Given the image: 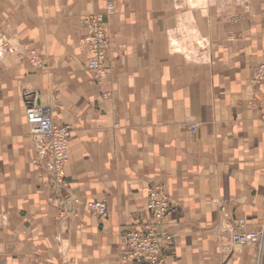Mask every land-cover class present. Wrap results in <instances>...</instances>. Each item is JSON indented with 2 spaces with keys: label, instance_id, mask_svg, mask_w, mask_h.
Wrapping results in <instances>:
<instances>
[{
  "label": "crops",
  "instance_id": "crops-1",
  "mask_svg": "<svg viewBox=\"0 0 264 264\" xmlns=\"http://www.w3.org/2000/svg\"><path fill=\"white\" fill-rule=\"evenodd\" d=\"M107 1L0 0V264H143L122 239L154 185L173 205L164 264H264V245L229 242L264 224V0H114L96 83L81 38ZM27 97L72 130L63 185L34 161Z\"/></svg>",
  "mask_w": 264,
  "mask_h": 264
},
{
  "label": "built area",
  "instance_id": "built-area-1",
  "mask_svg": "<svg viewBox=\"0 0 264 264\" xmlns=\"http://www.w3.org/2000/svg\"><path fill=\"white\" fill-rule=\"evenodd\" d=\"M116 12L115 1L108 0L104 13L91 14L84 19L87 31L81 38V44L87 55L86 68L91 72L93 81L96 83L103 82L108 75L107 57L110 49L108 21L109 17ZM5 47H7L6 44L1 49H6ZM29 62L37 69H41L45 65V58L35 50H31ZM253 81L264 83V57L255 69ZM26 120L30 135L37 142L38 156L34 159L35 163H40L43 158L47 159L55 183L63 185L65 165L70 153L71 128L56 123L51 105H38L31 97L26 99ZM189 130L196 134L198 125L190 124ZM148 192L147 219L124 233L122 241L125 249L121 260L132 263L164 264L165 251L174 241V235L164 226V221L171 213L173 205L163 186H151ZM73 203L80 205L82 201L73 199ZM84 205L92 214L101 218L108 217L109 209L106 200H88ZM66 213L63 206L60 215L64 216ZM72 213L74 216L78 215L77 210L73 209ZM229 242L237 248L254 242H259L262 247L264 224L257 230L233 232Z\"/></svg>",
  "mask_w": 264,
  "mask_h": 264
},
{
  "label": "water",
  "instance_id": "water-1",
  "mask_svg": "<svg viewBox=\"0 0 264 264\" xmlns=\"http://www.w3.org/2000/svg\"><path fill=\"white\" fill-rule=\"evenodd\" d=\"M67 208H68L69 210H71V208H72V202H71V201H68V202H67Z\"/></svg>",
  "mask_w": 264,
  "mask_h": 264
}]
</instances>
